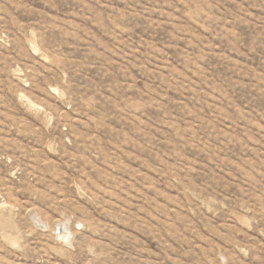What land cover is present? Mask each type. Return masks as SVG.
I'll return each instance as SVG.
<instances>
[{
	"label": "rangeland",
	"instance_id": "1",
	"mask_svg": "<svg viewBox=\"0 0 264 264\" xmlns=\"http://www.w3.org/2000/svg\"><path fill=\"white\" fill-rule=\"evenodd\" d=\"M0 264H264V0H0Z\"/></svg>",
	"mask_w": 264,
	"mask_h": 264
}]
</instances>
